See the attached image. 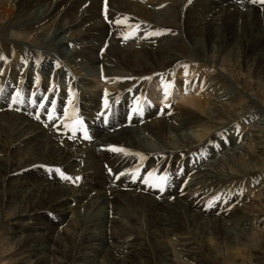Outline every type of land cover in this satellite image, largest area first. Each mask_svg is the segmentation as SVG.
<instances>
[{
    "label": "bare ground",
    "instance_id": "1",
    "mask_svg": "<svg viewBox=\"0 0 264 264\" xmlns=\"http://www.w3.org/2000/svg\"><path fill=\"white\" fill-rule=\"evenodd\" d=\"M12 1V8L0 10V30L8 27L16 11L21 17L40 8L44 12L38 13L35 23L22 25L23 33L11 35L28 45L40 39L38 32L50 29L48 42L62 48L64 61L73 64L72 68L76 66L77 77L86 81L80 93L72 83L54 81L51 74L45 78L28 65L27 59L24 61L23 54L13 57L12 66L10 58L0 56V136L15 139L11 145H0V204L15 205L13 212L18 208L28 223L33 221L25 225L29 227L26 233H40L36 238L50 244L48 252L53 259L61 255L64 262H70L79 257L82 246L61 226L67 215L72 214L70 218L78 223L82 215L108 209L109 205L123 214L113 213V226H108L107 235L95 236L87 243L101 247L96 253L101 264L107 256L117 261L116 252L125 254L129 264H138L141 257L149 259L152 255L149 241L133 227L135 220L129 221L124 214H147L152 229L162 238L190 230L189 217L215 227L231 220L235 204L222 207L219 202L202 209V194L220 183L205 168L194 165L190 156H178L175 147L186 139L199 143L210 138L214 126L204 115L209 106L217 108L215 101L220 95H228L227 103L233 107H243L247 102L239 85L235 87L227 80L229 75L236 78L235 65L227 61L235 44L240 45L246 65L252 61L256 73L262 72L257 76L264 75V2ZM29 25L37 32L31 33ZM203 39L208 46L201 48L198 41L204 44ZM182 42L192 44L195 60L179 54ZM111 52L115 60L108 61L107 53ZM87 63L90 69L85 67ZM260 81L263 89L264 78ZM15 88L19 95L33 98L38 111L30 109L33 106L29 109L36 115L24 117L11 108L22 105V101H10L9 94ZM6 121L14 126L8 129ZM243 124L230 128L237 135L226 147L237 149L241 145L239 130ZM256 141L251 138L247 144L264 161V138ZM9 151L21 157L15 159ZM38 170L48 172L44 183L38 179L40 175L33 176ZM68 180H79L78 187H71ZM5 186L14 192L1 191ZM52 215L59 220L51 223ZM43 219L50 221L40 222ZM23 234L17 235L20 242L36 251L29 239L32 236L23 239ZM59 234H67L68 246L61 245ZM181 251L184 256L191 253L190 248ZM37 261L46 262L42 257ZM169 264H175L174 260Z\"/></svg>",
    "mask_w": 264,
    "mask_h": 264
},
{
    "label": "rangeland",
    "instance_id": "2",
    "mask_svg": "<svg viewBox=\"0 0 264 264\" xmlns=\"http://www.w3.org/2000/svg\"><path fill=\"white\" fill-rule=\"evenodd\" d=\"M107 4L108 1L106 5ZM14 5V1L12 0H0V10L1 8H12ZM39 12L42 13L44 11H41L40 8L31 9L27 15L20 17L18 14L19 12L16 11L15 15L11 18L12 21L7 23L8 27L0 30V56L4 55L10 58L11 61L9 64L11 65L14 59L13 57H16L17 54H23L24 61L28 60V65L35 68L36 71L43 73L45 78L49 77L51 74L52 76L50 77H53L54 81L59 83L62 81L67 84L72 83V88H79V92L81 93L86 81L77 77L75 71L77 69L76 66L72 68L73 64L64 61L66 59L62 48H58L53 42H48L52 32L50 29L47 28L43 33L38 32L40 39L36 42H31V44L28 45L21 43L15 38V36L11 35L13 32L23 33L24 29H22V25L35 23V19L38 18ZM20 20H25V22L23 24L19 23L18 21ZM19 29L22 30L20 31ZM28 30L31 33L37 32L32 25H29ZM150 36L151 34L147 36V38H150ZM203 42L204 44L200 40L198 41L199 47L204 48L208 46L204 39ZM235 45L228 56V58L231 59L227 61L231 60L235 65L236 74H234V78L236 77V80L232 79L230 75L227 80L235 87H238L239 85L238 88H240L241 94L247 98V102L244 103L243 107H233L227 103L228 95H220L221 98L219 97L217 98V101H215L217 102V108L214 107L215 105L209 106L207 113L204 115L206 120H208L206 122L209 123V125L214 126L210 138L208 137L209 140L207 138L205 141L198 143L195 139H186L181 144L179 143L175 147V150L177 155L181 158L190 156L194 165L205 168L211 173L214 179L216 178L220 183L215 189L208 190L202 194L203 197L200 201L203 200L202 203L205 205L202 209L206 206V208H212L216 203L220 202L219 204L222 207H231V204H235L233 209H235L236 212L233 214L231 220L224 221L223 226L217 225V227L206 223V220L189 217L190 230L185 228V233H171L168 237L164 235L163 238L161 237L162 235L160 232H154L151 225L152 222L147 214L145 215L142 213L145 217L140 216V213H138L139 215L134 214L132 211L129 214H124L129 221H132V219L135 220V226L133 227L139 232H142L149 241V251L151 250L152 258L150 257L148 259L146 256L141 257L138 264H169L172 260H174L175 264H264V161L262 157L257 155L258 153L255 152L256 149L247 144L250 143L251 138L257 140L256 142L264 138V88L262 89L260 87V84H262V81L260 80L264 78V75L257 76V74H261L262 72L258 71L256 73V67L253 66L254 63L252 61L246 65V61L243 58V52L240 51V45ZM94 46L96 47V45ZM178 49L179 54L182 55L183 58L195 60V56L192 55V53L195 52L192 44L182 42L181 47ZM107 56L108 61L115 60L113 52L107 53ZM227 61L224 63L226 64ZM187 63H189V61H187ZM45 64L48 66L45 67ZM86 65L87 66L85 67L90 69V65H88V63ZM1 77L2 76H0V79ZM4 81L6 84L7 80ZM18 84L19 83H17V86H19ZM16 91L17 89L12 94H9L11 98L10 101H22V105L21 107H11L15 109L16 112L15 110H12L20 115L23 113L22 116L24 115V117H27V114L30 115L31 113L36 115L30 110L36 105L31 102L33 98L29 99L26 97L27 95L24 94H21L18 97L17 94L19 91ZM228 92H230L229 88L227 93ZM13 96L17 98L12 100ZM2 102L3 100L0 97V105L3 104ZM175 103L178 104L179 102ZM224 104H228L229 106L227 105L228 107L226 108L224 107ZM181 106L188 107L183 104ZM29 107L32 108L29 109ZM35 110L38 111V109ZM240 122L244 123L239 130V135H243V138L240 139L242 140V146L239 144L237 149H233V145L226 147V144H229L232 140L234 141L237 135L232 134L230 128H234L233 125ZM6 123L9 126L8 129L10 128V125L14 126L12 123L8 124V121H6ZM190 131L191 130H188V132ZM0 139V145L4 143L10 144L12 143L11 139L12 141L15 140L14 138L7 139L3 136H0ZM10 149L11 146L9 150ZM9 152H11L10 156L15 159L21 157L20 153L15 155L13 151ZM26 153L27 152H22V154ZM204 156L209 157V159L207 161L204 160ZM37 172L38 173H34L35 175L33 176L38 177V175H40L41 179L39 177L38 179L41 183H44L45 180H43V178L46 179V177H48V172L44 170H38ZM68 181L71 183V187H78L79 180L77 182H72L73 180ZM7 189L9 192L12 191L7 186L1 191L8 192ZM13 192L14 191H12V193ZM1 194L2 193L0 192V195ZM14 207L15 205L13 206V204H9L8 202L2 204V206L0 204V264H39L38 261L35 262V259L38 257H42V259L46 261L45 264H101V257L96 255V253L101 250V247H93V245H89L90 242H87L89 239L95 238V236H106L109 231L108 226H113V222L110 220L113 217L112 214H123V212L112 209L109 205L108 209L104 208L98 212L96 211V213H86L85 215H82L78 223L70 218L72 217V214H68L67 220H65L61 226H64L67 234L76 240L79 246L82 247L78 258L74 257L70 262H64L66 259L61 255H57L54 259L50 256L48 252V248L49 250L52 248L50 244H47V241L44 242L43 239L40 240L36 238L40 233L34 232L33 235H28L29 233H26L29 228L25 226L28 223L26 217H23L22 214L19 213L20 209L18 208L13 212ZM195 213H200V210ZM192 214L194 215V213ZM50 217L51 223L55 220H59L56 216L52 215ZM43 220L44 221L40 222L48 223L50 221L48 219ZM129 221L126 220V223L129 224ZM31 222L33 221H29V223ZM29 223L28 226L30 225ZM19 232L25 233L23 234V239L32 236L29 239L32 240L33 244L31 245L33 248H36L38 256L36 255V251H33L32 248L28 247V244L20 242L21 239L17 237ZM111 232L113 233L114 231ZM67 234H64L63 236L59 234L61 245L63 247L69 245L67 239H65ZM143 234L141 237L143 242H145ZM185 242L189 243L188 247L185 246ZM111 247L114 248V246ZM187 248H190L191 253L184 256L185 254L182 253L181 250ZM168 250L169 252L165 253V251ZM92 251L95 254L92 253ZM116 253L119 255V257H114L117 261H110L108 260L110 257L107 256L103 260V264H129L125 254H122L121 252ZM31 258L34 261H32ZM150 259H152V261H149ZM40 263L44 264L43 262Z\"/></svg>",
    "mask_w": 264,
    "mask_h": 264
},
{
    "label": "snow or ice",
    "instance_id": "3",
    "mask_svg": "<svg viewBox=\"0 0 264 264\" xmlns=\"http://www.w3.org/2000/svg\"><path fill=\"white\" fill-rule=\"evenodd\" d=\"M262 2H264V0H262ZM165 94L167 95V92ZM17 96L19 97V93L17 94ZM16 102H20V101H18V100L17 101H14V103H16ZM84 135H85V138H87V132L86 131L84 132ZM161 190H163V189H161Z\"/></svg>",
    "mask_w": 264,
    "mask_h": 264
}]
</instances>
